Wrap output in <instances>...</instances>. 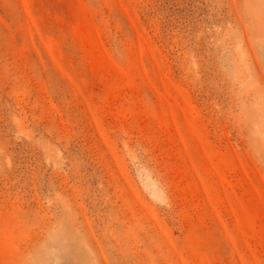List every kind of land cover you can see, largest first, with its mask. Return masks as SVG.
Returning <instances> with one entry per match:
<instances>
[{
  "label": "rangeland",
  "instance_id": "374dc122",
  "mask_svg": "<svg viewBox=\"0 0 264 264\" xmlns=\"http://www.w3.org/2000/svg\"><path fill=\"white\" fill-rule=\"evenodd\" d=\"M0 264H264V0H0Z\"/></svg>",
  "mask_w": 264,
  "mask_h": 264
}]
</instances>
